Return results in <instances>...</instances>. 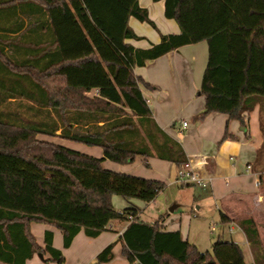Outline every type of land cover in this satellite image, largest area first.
<instances>
[{
	"label": "trees",
	"instance_id": "1",
	"mask_svg": "<svg viewBox=\"0 0 264 264\" xmlns=\"http://www.w3.org/2000/svg\"><path fill=\"white\" fill-rule=\"evenodd\" d=\"M153 1L164 2L165 17L181 32L141 50L127 42L141 40L131 19L156 27L140 0H0V263L26 264L38 254L65 263L53 234L45 233L41 247L32 224L59 229L68 249L81 231L97 238L119 220L128 223L121 240L129 264H246L235 243L219 240L204 253L160 221L140 220L138 208L112 204L116 196L148 204L166 184L112 172L104 160L188 162L181 143L153 118L141 89L154 87L134 73L162 56L208 43L199 89L206 108L197 120L218 113L246 126L259 106L264 135V0ZM40 135L99 147L105 158ZM263 153L264 143L258 163ZM239 226L253 264H264L255 223ZM114 245L93 264L110 263Z\"/></svg>",
	"mask_w": 264,
	"mask_h": 264
},
{
	"label": "crops",
	"instance_id": "2",
	"mask_svg": "<svg viewBox=\"0 0 264 264\" xmlns=\"http://www.w3.org/2000/svg\"><path fill=\"white\" fill-rule=\"evenodd\" d=\"M140 6L149 11L156 28L131 19L130 26L141 40L127 42L136 49L158 45L162 35L180 34L177 22L165 17L163 1L140 0ZM208 58V43L202 42L162 56L143 68H136L134 73L154 87L144 86L141 90L155 122L181 143L188 161L203 177L211 178V186L208 189L182 186L178 182L180 166L154 157L138 156L126 165L104 160L102 166L112 172L166 184V189L148 204L137 199L113 197L115 209L123 211L136 207L140 210V220L146 223L160 221L164 231L178 232L190 244L192 238L196 239L193 240L195 245L198 242L197 234L191 233L192 228L205 229L209 238L217 236L213 244L219 240L235 243L242 248L245 263L253 264L252 249L239 222L252 220L255 223L264 248V153L258 163V151L264 143L261 109L258 106L254 110L246 126L218 113L197 120L206 108L205 98L200 95L197 98L196 92L200 89ZM184 123H187L186 127ZM226 132L233 138L225 140ZM82 153L97 159L105 158L102 149L93 147ZM127 225V222L116 220L97 238L88 237L81 231L68 249L64 248L62 232L55 227L37 223L32 224L31 231L41 247L45 246V233L51 232L53 246L64 254V264H93L101 251L112 243L115 244L114 259L108 264H129L122 255L121 240ZM49 258V255L38 254L26 264H56Z\"/></svg>",
	"mask_w": 264,
	"mask_h": 264
},
{
	"label": "rangeland",
	"instance_id": "3",
	"mask_svg": "<svg viewBox=\"0 0 264 264\" xmlns=\"http://www.w3.org/2000/svg\"><path fill=\"white\" fill-rule=\"evenodd\" d=\"M199 95V90L196 92V97ZM198 98V97H197ZM188 122V121H186ZM38 140L40 141H43V142H47V143H55V144H58L60 146H63L64 148L68 147L70 149H73L77 152H84L85 149H90L91 147L90 146H87L86 144L84 143H77V142H72V141H64V140H61L59 138H56V137H45V136H38L37 137ZM95 150H98V149H101V148H96V147H93ZM205 229H203L202 231H200L199 229L198 230H195V228L193 227L192 228V234L193 236H196L197 234V245L194 244V241L193 240H196L194 238L191 239V244L194 245L198 250L204 252V253H207V252H210L212 253V245H213V242L214 240L217 239V236L213 235L212 237L209 238V233H205Z\"/></svg>",
	"mask_w": 264,
	"mask_h": 264
},
{
	"label": "built area",
	"instance_id": "4",
	"mask_svg": "<svg viewBox=\"0 0 264 264\" xmlns=\"http://www.w3.org/2000/svg\"><path fill=\"white\" fill-rule=\"evenodd\" d=\"M184 126L186 127L187 123H184ZM178 182L185 187L197 186L202 189H208L211 186V178L203 177L198 168L189 161L179 167Z\"/></svg>",
	"mask_w": 264,
	"mask_h": 264
},
{
	"label": "water",
	"instance_id": "5",
	"mask_svg": "<svg viewBox=\"0 0 264 264\" xmlns=\"http://www.w3.org/2000/svg\"><path fill=\"white\" fill-rule=\"evenodd\" d=\"M74 133L76 134V135H79V136H82V135H85L84 133H79L78 131H74ZM170 211H173V210H170Z\"/></svg>",
	"mask_w": 264,
	"mask_h": 264
}]
</instances>
